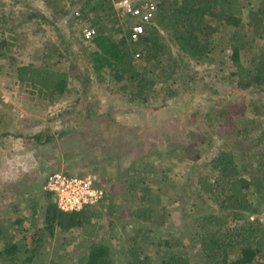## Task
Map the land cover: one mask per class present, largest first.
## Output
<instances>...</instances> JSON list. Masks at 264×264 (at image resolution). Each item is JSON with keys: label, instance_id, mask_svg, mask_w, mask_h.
<instances>
[{"label": "trees", "instance_id": "obj_1", "mask_svg": "<svg viewBox=\"0 0 264 264\" xmlns=\"http://www.w3.org/2000/svg\"><path fill=\"white\" fill-rule=\"evenodd\" d=\"M39 1L45 10L32 7L23 12L0 10V59L9 63L15 83L27 97L40 98L45 105L53 104L69 91V80L74 73L73 78L81 85L76 91L77 97H74L75 104L84 102L90 105L92 102L103 110L95 113L89 108L75 109L72 111V124L54 134L49 130L26 129L24 126L30 119L14 116L7 108H0V139L30 140L34 154L39 151L44 156L47 149L42 146L54 147V139L57 138L80 134L84 142L90 141L86 136H91L87 128L89 124L84 119L92 121L99 115L109 117L114 106L112 101L118 94L123 95L129 105L146 107L152 105V100L164 104L182 92L194 94L197 89L191 86L196 84L199 87L204 83L205 90H200V94H204V102L191 111L194 119L178 123L172 137L165 138L168 133H162L160 138L159 133V139L154 140L150 147L158 146L160 140L165 139L172 143L167 144L164 156L170 152L185 151V157L198 150L199 145L205 148L215 145V154L204 163L212 174L196 179L195 185L216 205L217 212L211 209L204 213L199 209L191 221L195 230L192 236L199 251V255L195 252V259L192 260L182 248L172 251L169 248L171 244L163 240L162 243H155L157 247L166 245L164 250L155 252V264H264V224L257 220L258 213L264 210V101L249 92L255 89L264 93V0H257L254 4L250 0H152L154 15L148 22L142 23V33L136 38L131 27L138 23V19L122 14L121 9L114 5L115 0ZM37 16L40 17L38 24L44 23L54 29H57L58 20L65 17L70 26L71 17L80 29V38L73 43L76 47L68 49L72 48L68 37H61L58 42L46 38L42 42L41 53L32 57L29 63L14 64L15 47L22 42V19L26 22ZM84 27L95 29L91 38L84 39ZM222 33L227 35L222 43L223 48L229 50V71L216 72L208 81L199 79L190 68L189 61L201 63L210 59L215 34ZM257 40L261 42L255 45ZM172 47H175V52ZM222 64L226 63L222 61ZM216 80L227 82L230 90L221 91L215 87ZM99 92L104 94L103 101L98 99ZM89 97L92 98L90 101ZM75 107L72 105V108ZM248 107L252 118L246 114ZM196 122L200 124V129L203 128L199 132L186 128L188 125L196 128ZM12 128L16 132H12ZM252 132H256L254 138L250 137ZM201 134L205 137L198 140ZM176 137L180 140L196 138L199 144L192 149L188 144L174 140ZM68 153L63 158V172L78 175L96 173L105 196L96 204L85 205L80 210L63 211L54 199L49 201V192H43V203L34 201L30 204L31 213L36 218H30L26 227L20 205L32 198V195L23 196L29 189H25L23 183L5 186V191H0L2 207L5 204L2 200L6 202L5 208L0 209V218L5 221H0V264H117L109 238L92 241L75 263L64 262L61 256L48 261L39 256L43 246L59 232L81 229L84 224L91 223L98 205L107 206L110 210L108 214H111L114 202L124 204L123 201L129 200L131 221L153 225L146 232L153 229L160 231L167 220L165 206L157 207V199L150 193V187L143 185L150 179L146 173H143L144 177L140 175L137 176L139 179H135L125 173L126 169L118 167L117 159L113 163L117 172L113 184L119 185L109 191L106 183L110 178L105 175L107 170H103L108 166L99 164L90 167L85 164L82 167H88L87 170L71 171L69 160L72 156L68 155L72 152ZM45 159L47 161L41 168L46 172L44 181L52 172L59 171L49 166L51 157L46 156ZM143 168L141 172H144ZM243 168L247 169V177ZM163 177L161 174L158 181L161 182ZM152 181L155 182L154 179ZM9 189L15 194L7 198L3 193ZM185 230H188L187 225L180 229V234ZM141 231L140 227L136 229L130 238L131 245L121 253L125 264L151 262L144 243L137 240ZM145 233H141L142 240L148 239ZM174 240V246H177L178 238Z\"/></svg>", "mask_w": 264, "mask_h": 264}, {"label": "rangeland", "instance_id": "obj_2", "mask_svg": "<svg viewBox=\"0 0 264 264\" xmlns=\"http://www.w3.org/2000/svg\"><path fill=\"white\" fill-rule=\"evenodd\" d=\"M256 1L250 0L253 4ZM30 7L35 10H45L43 3L39 0H0V10L4 8L5 12L10 9H13L15 12L17 10L23 12L28 11ZM39 22V16L26 22L22 19V26L20 28L23 31V35L20 38L22 42L20 46L15 47L14 54L16 59L13 60L14 64L29 63L32 57L41 53L43 48L42 42L46 38L58 42L59 38L68 37L72 41V48L66 45L68 49H74L76 47L73 43L79 40L80 29L79 25L74 24L71 17L70 26L68 25L69 20L65 17L58 20L57 29L49 27V25L44 23L38 24ZM146 22L148 21L142 22L138 19V23L142 24ZM71 31H73V36ZM226 38V34H215L214 48L210 54L211 56H209L210 59L207 58L201 63L189 61L190 68L193 73H197V77H200L199 79L203 78L204 81H208L209 77H214L216 72L229 71L227 66L229 50L228 48L224 49V44L222 43L224 41L223 39ZM260 42V40H257L255 45H258ZM172 48L175 52V47ZM245 57L247 58L248 55H245ZM222 61L226 63L224 66L223 64L221 65ZM8 64L5 59H0V108H7L6 110L11 111L14 116H22L30 119L27 126L23 125L26 129L49 130L55 134L57 130L61 131L64 127L72 124L74 121L71 118L73 110L89 108L91 112L95 113H100L103 110L102 107H99L95 103L92 105V102L90 105H86L84 102L75 104L74 97H77L76 91L78 88H81V85L73 78L74 73L69 80V91L53 104L45 105L40 98L27 97L25 91L21 90L15 83L13 71ZM214 86L221 89V91L223 89H226L227 92L230 90L227 87V82L223 80H216ZM191 88L197 89L194 94L182 92L177 98L169 99L164 104H161V101L155 102L152 100L150 102V105H152L146 107L135 106L133 104L129 105L127 101L125 102L123 95L118 94L112 101L114 106L110 110L111 114L109 117L99 115V117L92 121L90 119H84V122L89 124L86 127L90 129L91 136H86L90 141L84 142L80 134L74 136L71 134L66 138H57L54 139V147L45 148L42 146L43 149H47L44 152V156L39 151L38 154H34V147L30 140L24 141L23 139L12 137L0 139V191H5V186H9L12 183L15 185L23 183V187L29 189L23 196L28 197L32 195L29 202L26 200L21 202L20 205L22 214L25 216L24 225L26 227L30 218H36L31 213L30 204L34 201L37 204L43 203L44 201L43 192L46 191L41 186L44 182L46 172L41 168L43 163L47 161L45 157H51L48 162L49 166H52V169L63 171L62 168L65 163L63 158H65V153L69 154L68 152H72L68 155L72 156L71 160H69L71 166L69 170L71 171L78 169L87 170L88 167L84 169L82 167L85 164H89L90 167L99 164L101 166H108L106 169L102 168L103 170H107L105 175L110 178V181L106 183L109 191H112V188H116L119 185L113 184L114 177L117 174L114 169L116 166L113 163L117 159L118 167L121 170L126 169L125 173L135 179H139L140 177L137 176L140 175L144 177L143 173H146L150 179L146 180L143 185L147 184L150 187V193L157 199V207L165 206L168 211L167 220L160 227V231L153 229L152 232H146V229H152L153 225L131 221L130 215L128 214L129 200L123 201L124 204L120 201H118L120 204L114 202V210L111 214H108L109 209L107 206L99 207L98 205L95 210V216L92 215L91 217V223L84 224L81 229L75 228L68 232H59L43 246L39 252V256L44 259L43 261L61 256L64 262L75 263L79 256L82 255L84 249L92 241H106V238H109L115 251V258L118 260L117 264H125L124 260L121 259V253L131 245L130 238L139 227L142 228V231L139 232L137 240L140 243H144L145 252L149 255L151 261L149 264H155L157 260L156 251L165 249L166 245L162 244L157 247L155 244L157 242L162 243L163 240H167L171 244L169 248H172V251H177L182 248L192 260L195 259V252L199 255V251H197L198 249L194 243L195 238L192 236V232H195V230L191 226V221L198 214L199 209H202L204 213L210 212L211 209L214 212L217 211L216 205L198 191L195 180L206 175L211 176L212 172L209 170V166L204 165V163L215 154V145L212 143L214 146H207V148L199 145L196 148L198 150H195L192 155L185 157V151L170 152L167 156H164L163 151L167 149V144L172 143L170 141L166 142L165 139L160 140L158 146L150 147L153 145L152 142L154 140L159 139V133L160 138L162 133H168V135H165V138H168V136L174 135L178 123L190 122L194 119L191 111H194L195 108L204 102L202 100L204 94H200V90H205V84H200L199 87L195 84ZM249 92L254 93L257 97H261L262 101H264V93L262 91L251 89ZM103 97L104 94L99 92L98 99L103 101ZM91 99L89 97V101ZM189 104L191 107H189ZM72 105L76 107L72 108ZM247 110V116L252 118L248 113L250 108L248 107ZM181 113L182 116L180 115ZM184 117L188 118L184 119ZM18 120L17 118L16 121ZM262 122L264 126V120ZM195 125L196 128H190L189 125L186 128L189 130L195 129L197 132L203 129L199 128L200 124L198 122ZM12 132H16L15 128H12ZM255 135L256 132H252L250 137L254 138ZM202 137L204 138L205 135L201 134L198 140L203 139ZM182 139L180 140L179 137H176L174 140L184 142L189 147H192V149H195L199 144L196 138ZM215 143L217 144L218 142ZM63 147H65V153L62 150ZM115 155L116 158H114ZM194 158L196 159L191 160ZM110 162L112 164H109ZM142 167H144V172H141ZM246 170V168H243V174L247 177L248 173L245 172ZM151 171H157L158 173H152L151 175ZM161 174L164 177L159 182L158 180ZM118 181L122 183L120 180ZM3 194L9 198L15 194V191L9 189ZM53 199V195L50 194L49 201H53ZM2 201L6 204L4 200ZM5 204H3V207ZM3 207L0 204V209L3 210ZM0 221H2V218H0ZM4 222L3 220L2 223ZM186 225L188 230H185L181 235L180 229ZM141 233L148 234V239L142 240ZM175 238H178L177 246H174ZM65 253L67 256H65Z\"/></svg>", "mask_w": 264, "mask_h": 264}, {"label": "built area", "instance_id": "obj_3", "mask_svg": "<svg viewBox=\"0 0 264 264\" xmlns=\"http://www.w3.org/2000/svg\"><path fill=\"white\" fill-rule=\"evenodd\" d=\"M114 5L121 9V13L144 21H149L155 11L152 0H115ZM75 14L77 12L75 11ZM133 37L136 38L143 30L141 23L131 27ZM95 33L94 28H82L84 39H89ZM100 177L93 172L82 175L66 174L62 170L52 172L43 182L44 191L53 195L57 206L63 211H77L85 205H93L102 200L105 191L99 186ZM257 220L264 224V210L257 215Z\"/></svg>", "mask_w": 264, "mask_h": 264}]
</instances>
